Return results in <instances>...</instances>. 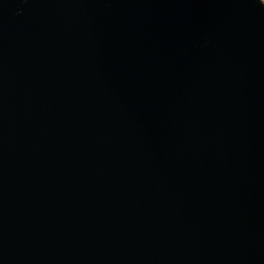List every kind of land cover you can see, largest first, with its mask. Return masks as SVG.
<instances>
[{"label":"water","instance_id":"95a60500","mask_svg":"<svg viewBox=\"0 0 264 264\" xmlns=\"http://www.w3.org/2000/svg\"><path fill=\"white\" fill-rule=\"evenodd\" d=\"M0 264H264L262 0H0Z\"/></svg>","mask_w":264,"mask_h":264},{"label":"trees","instance_id":"16d2710c","mask_svg":"<svg viewBox=\"0 0 264 264\" xmlns=\"http://www.w3.org/2000/svg\"><path fill=\"white\" fill-rule=\"evenodd\" d=\"M264 2V0H262Z\"/></svg>","mask_w":264,"mask_h":264}]
</instances>
